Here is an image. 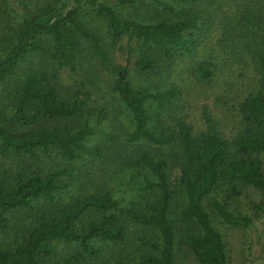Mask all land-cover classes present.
<instances>
[{
    "label": "trees",
    "instance_id": "1",
    "mask_svg": "<svg viewBox=\"0 0 264 264\" xmlns=\"http://www.w3.org/2000/svg\"><path fill=\"white\" fill-rule=\"evenodd\" d=\"M218 1L151 0L161 16L146 22L138 16L145 0H58L17 20L0 45V87L10 101L0 113V233L14 226L23 233L11 248L0 246V264H99L100 244L121 243L130 224L154 236H141L142 251L109 264H176L179 247L198 264H228L207 206L226 225L253 226L254 216L229 209L249 184L262 195L251 207L264 215V0H244L224 31L226 38L241 32L237 42L253 53L258 73L256 91L241 104L240 130L226 140L207 116L198 134L182 119L171 127L164 118L180 94L168 82L173 65L194 55ZM89 17L104 19L107 41ZM124 37L134 43L133 68L115 66L112 89L131 121L125 143L145 147L135 165L151 175L140 187L150 196L127 204L108 189L90 190L91 168L79 165L121 153L114 131L96 129L102 109L94 114L89 95H70L56 81L61 68L73 72L93 60L111 66ZM131 72L143 83L133 86ZM197 73L212 75L203 65ZM93 135L101 142L92 143ZM175 146L178 157H162ZM174 162L179 174L171 183Z\"/></svg>",
    "mask_w": 264,
    "mask_h": 264
},
{
    "label": "rangeland",
    "instance_id": "2",
    "mask_svg": "<svg viewBox=\"0 0 264 264\" xmlns=\"http://www.w3.org/2000/svg\"><path fill=\"white\" fill-rule=\"evenodd\" d=\"M58 0H0V45L8 41L10 32L23 15L35 12L46 4H55ZM70 0H65L69 4ZM113 4L116 0H104ZM244 0H220L212 6L213 19L204 28L205 35L192 56L179 58L173 65L168 82L180 89L179 97L169 111L164 115L167 125L173 127L177 119L184 120L194 134L207 128V119L217 128L219 134L230 140L241 128V104L244 99L257 89L258 73L253 59V53L237 42L241 32L237 29L233 36L226 38L225 29L236 22ZM151 0H145L138 12L139 19L153 22L161 16ZM245 5V4H244ZM87 22L96 33L107 41L106 24L103 18H87ZM238 32V37H237ZM248 41H252L248 38ZM134 43L124 37L111 50V66H102L97 61H90L76 71L61 68L56 71V81L61 90L72 95L77 91L81 95L90 96L88 102L94 114L102 109L104 119L96 127L107 131H114L116 143L119 144L120 154L108 153L104 157L91 161L80 162L91 168L93 178L89 181V189H108L121 201L131 203L137 201L140 195L150 196L148 191L141 190L144 176H151L146 170L135 165L137 153L143 145L125 143V136L131 130L128 112L117 99L113 91L115 79L114 67L129 64L133 68ZM129 47L131 50H129ZM203 65L211 69L209 80H202L197 73V67ZM130 80L133 86L142 82L131 72ZM0 87V113L8 111L10 101L4 96ZM85 93V94H84ZM93 114V115H94ZM93 135L91 142H99L101 138ZM101 142V141H100ZM165 152V153H164ZM162 157L169 158L179 154L178 148L165 149ZM118 153V152H117ZM168 158V160H169ZM264 160V155L262 156ZM83 169V171L85 170ZM179 174L177 163L169 164V179L175 182ZM79 175V174H78ZM241 193L229 204L234 214L254 216V225L248 228L226 225L221 219L210 212L215 227L222 234L227 251L228 264H264V215L256 214L252 203H259L261 192L252 185L241 187ZM174 201H181L175 197ZM177 210L179 204H175ZM256 214V217H255ZM27 221V220H26ZM22 229L12 227L0 233V246L11 248L21 237ZM141 236L151 237L148 229L130 224L126 238L121 243L100 244L102 260L99 264H109L120 257L133 256L143 250L140 243ZM154 236V233L152 237ZM151 237V238H152ZM176 264H198L195 257L185 247L176 250Z\"/></svg>",
    "mask_w": 264,
    "mask_h": 264
}]
</instances>
